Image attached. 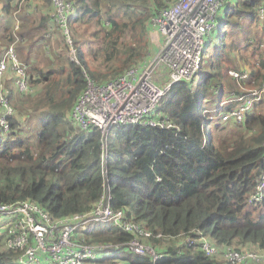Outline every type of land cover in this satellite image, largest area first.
Here are the masks:
<instances>
[{"label": "trees", "instance_id": "obj_1", "mask_svg": "<svg viewBox=\"0 0 264 264\" xmlns=\"http://www.w3.org/2000/svg\"><path fill=\"white\" fill-rule=\"evenodd\" d=\"M72 1L67 26L77 61L69 56L66 35L50 14L51 0H31L26 8L19 7L21 0H0L4 15L16 10L21 18L16 51L28 66L33 88L16 92L8 72L2 76V92L13 112L7 116L8 129L0 127V202L30 198L53 217L82 213L100 197L105 178L112 208L160 233L150 238L162 253L153 261L120 245L129 233L114 227L103 232L102 222L96 223L98 230L87 232L88 241L117 243L105 247L115 249L113 258L126 264H238L222 258L221 250L207 255L200 248L204 235L219 249L248 245L262 256L259 262L240 264H264V95L252 102L242 121L215 116L264 86V19L257 14L258 0L226 1L220 32L204 48L198 81L193 82L197 73L176 81L161 96L159 109L181 130L113 126L103 166L98 128L77 129L69 116L85 87L82 67L104 81L146 58L151 52L149 19L174 0ZM51 20L61 30L62 45L53 51L32 50L33 44L53 36L48 32ZM12 27L2 25L0 43L14 39ZM46 52L51 58L40 63ZM241 64L247 77L230 76L228 70H239ZM215 100L218 106L209 107ZM260 180L261 197L253 199ZM2 242L0 234V247ZM3 255L0 261L10 264ZM107 257L89 264H110L104 263Z\"/></svg>", "mask_w": 264, "mask_h": 264}, {"label": "built area", "instance_id": "obj_2", "mask_svg": "<svg viewBox=\"0 0 264 264\" xmlns=\"http://www.w3.org/2000/svg\"><path fill=\"white\" fill-rule=\"evenodd\" d=\"M226 1L168 2L149 19L150 44L153 32L158 37L155 52H149L146 58L104 81L94 79L82 67L85 87L78 94L69 116L77 129L95 126L100 131L102 166L107 158V133L113 126L138 124L173 128L176 133L181 130L176 122L159 109L160 98L172 83L190 80L198 72L204 48ZM51 5L54 20L66 35L69 56L77 61L76 47L67 26V18L74 10V1L51 0ZM257 14L264 19V0H258ZM18 27L19 21H16L12 27L14 39L0 52V78L11 69L16 91L28 92L33 89L28 66L18 57L15 49ZM228 72L236 79L245 78L248 74L246 69H229ZM262 95L264 86L251 89L236 107L223 111L222 118L242 121L252 102ZM0 106V127L7 130V116L12 114L13 107L1 89ZM102 174L105 177L104 168ZM262 190L263 182L260 180L252 198H260ZM110 201V186L104 178L100 197L91 209L82 213L53 217L30 198L0 202V213L9 216L0 230L3 235L0 252L6 260H10V264H89L104 247L117 244L88 241L87 232L94 224L102 222L103 229L116 227L130 234L125 242H120L127 251L157 260L162 253L155 248L150 238L159 237L160 233L154 234L142 224L127 218L121 209L114 210ZM200 248L207 255L221 250L222 258L238 264L262 260L256 251L229 245L219 249L213 240L204 235L200 238ZM0 264L3 262L0 261Z\"/></svg>", "mask_w": 264, "mask_h": 264}, {"label": "rangeland", "instance_id": "obj_3", "mask_svg": "<svg viewBox=\"0 0 264 264\" xmlns=\"http://www.w3.org/2000/svg\"><path fill=\"white\" fill-rule=\"evenodd\" d=\"M34 1H32V8H33V6H34ZM153 8H155L154 7V5H153ZM220 15H221V13H220ZM220 15H219V17L217 18V20H216V25H215V28L212 30V32L210 33V36H209V41L211 40V38L212 37H216V34H218L219 32H220V24H221V19L222 18H220ZM3 21L1 20V23H2ZM50 26V25H49ZM48 32H49V34H52L53 36H51L50 38L51 39H46V40H41V42H39V43H35V44H33L32 45V47H31V49L32 50H36V51H38V52H41V50L43 51V50H46V48L48 47V48H52V51L54 50V48H56V47H60L61 45H62V39H61V34H60V32L56 29V28H54V26L52 27V26H50L49 27V30H48ZM152 39H151V53H153V52H155L156 51V49H157V44H156V42H157V40H158V37H157V35H155V33L153 32L152 33V37H151ZM214 41V39L212 38V40H211V42H213ZM1 46V45H0ZM26 47H29V44H27L26 45ZM234 55L236 56V60H238V57H237V55H236V52H234ZM51 56L52 55H50L49 53H44V54H42V56L40 57V63H43L45 60H48L49 58H51ZM49 66H51V64L49 63ZM45 68H48V66H46L45 65ZM234 69H238V68H234ZM243 69H246L247 71H248V69L246 68V67H244V64H241V65H239V70H243ZM230 75V74H229ZM231 76V75H230ZM198 78H199V73H197V79H195L194 78V80H193V82H196V81H198ZM230 79H231V77H230ZM193 84V83H192ZM0 89L2 90L3 89V78L1 77L0 78ZM37 88H35V90H36ZM15 90V89H14ZM16 92H18V91H16ZM208 106L209 107H211V108H214V107H217L218 106V102L215 100V101H213V102H210V103H208ZM215 113V112H214ZM213 113V114H214ZM223 113V109H220V111H218V112H216V114H215V116H217V117H220L221 115H223L222 114ZM18 117L20 118V116L18 115ZM214 121V119L211 121V123ZM9 216H7V215H4V214H1L0 213V230L4 227V225H5V223H6V221H7V218H8ZM154 243V242H153ZM154 246H156L155 248H157V249H160V247H158L157 246V244L156 243H154ZM181 246V245H180ZM242 248L244 249V250H247V251H253L252 249H250L249 248V246L248 245H244V246H242ZM105 251V250H104ZM117 251H119V254L120 255H125V252H123V251H121V250H117ZM102 252L103 251H99L98 252V257H101L102 256ZM111 256H108L107 258H106V260H105V262L104 263H110V264H113V262L111 263V260L112 259H117V260H120V258H110ZM110 258V259H109ZM223 262H225V261H223ZM225 264H227L226 262H225Z\"/></svg>", "mask_w": 264, "mask_h": 264}, {"label": "crops", "instance_id": "obj_4", "mask_svg": "<svg viewBox=\"0 0 264 264\" xmlns=\"http://www.w3.org/2000/svg\"><path fill=\"white\" fill-rule=\"evenodd\" d=\"M27 1V0H26ZM26 1H23L22 3H21V5H20V7L22 8H26L27 6V3H30L31 2V0H28L27 2ZM24 2H26L25 4H24ZM35 6V5H34ZM34 6H33V8H34ZM51 11H50V14H51V12H52V5H51ZM44 12V11H43ZM18 16H17V12H16V10H14V11H12L9 15H4L3 13H2V9H1V12H0V33H1V31H2V29H1V27H2V25L3 24H7L8 26H9V28H10V26H13L14 25V23L16 22V21H19L18 20ZM20 20H21V18H19ZM1 20L3 21L2 23H1ZM47 24L48 25H52V27H53V21L51 20L50 22L48 21L47 22ZM59 31H61L60 29H59ZM4 38L3 37H1V39H0V41L1 40H3ZM9 43V42H8ZM8 43H0V52L4 49V47H6L7 45H8ZM15 49H16V45H15ZM17 52V51H16ZM18 55V54H17ZM8 74H9V76L11 77L10 79H11V87L13 86V88H15V83H14V80H15V77L13 76V71L11 70V69H9L8 70ZM16 90V89H15ZM96 228V224H94V226L91 228V229H95ZM112 227H110L109 229H103V225L101 224L100 225V230L101 231H103V232H106V231H108V230H110ZM114 228H116V227H114ZM97 229V228H96ZM98 230V229H97ZM105 244H106V242H105ZM157 246L158 247H160V244L159 243H157ZM164 246V244H162L161 245V247H163ZM113 248H115L114 246H113ZM105 250V251H104ZM113 250H115V249H110V248H103L101 251H103L102 252V257L103 256H111L110 258H112L113 256H114V251ZM97 258H101V257H97ZM109 258V259H110ZM111 261H118L117 259H112ZM117 264H126V262H124V261H122V260H119L118 262H117Z\"/></svg>", "mask_w": 264, "mask_h": 264}, {"label": "water", "instance_id": "obj_5", "mask_svg": "<svg viewBox=\"0 0 264 264\" xmlns=\"http://www.w3.org/2000/svg\"><path fill=\"white\" fill-rule=\"evenodd\" d=\"M209 43V42H208ZM208 43L206 44V46L208 45Z\"/></svg>", "mask_w": 264, "mask_h": 264}, {"label": "clouds", "instance_id": "obj_6", "mask_svg": "<svg viewBox=\"0 0 264 264\" xmlns=\"http://www.w3.org/2000/svg\"><path fill=\"white\" fill-rule=\"evenodd\" d=\"M102 257V256H101Z\"/></svg>", "mask_w": 264, "mask_h": 264}]
</instances>
